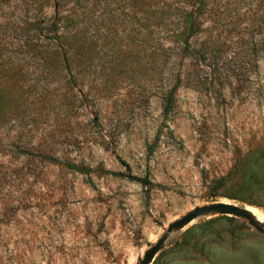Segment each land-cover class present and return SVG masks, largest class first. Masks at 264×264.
I'll list each match as a JSON object with an SVG mask.
<instances>
[{"label": "rangeland", "instance_id": "obj_1", "mask_svg": "<svg viewBox=\"0 0 264 264\" xmlns=\"http://www.w3.org/2000/svg\"><path fill=\"white\" fill-rule=\"evenodd\" d=\"M183 2L95 0L51 61L33 0H0V264H138L215 202L259 226L209 212L150 264H264V0H205L190 54Z\"/></svg>", "mask_w": 264, "mask_h": 264}, {"label": "trees", "instance_id": "obj_2", "mask_svg": "<svg viewBox=\"0 0 264 264\" xmlns=\"http://www.w3.org/2000/svg\"><path fill=\"white\" fill-rule=\"evenodd\" d=\"M95 0H33L37 6L38 15L34 16L33 29L37 35H50L45 38H39L40 43L36 44L37 53L40 58L50 59L51 61H60L68 53L74 52L77 55L79 47L81 26L83 18L88 15L91 18L94 12ZM183 6L179 11V29L177 30V39L182 44L181 52L190 54V39L201 29V14L205 5V0H184ZM45 7L55 8V14L40 15ZM93 19L89 25L93 24ZM77 56L74 57L76 60ZM175 88L173 87L165 98L164 114H167L173 104ZM69 167L75 168L83 173L88 172V168L75 164H69ZM132 179L140 181L142 184L149 183L147 177L129 176ZM229 180L228 175L217 179V185H224Z\"/></svg>", "mask_w": 264, "mask_h": 264}, {"label": "water", "instance_id": "obj_3", "mask_svg": "<svg viewBox=\"0 0 264 264\" xmlns=\"http://www.w3.org/2000/svg\"><path fill=\"white\" fill-rule=\"evenodd\" d=\"M209 212H218L221 214H235L237 216L246 218L254 226H259L256 217L248 209L236 204L227 202H215L207 205L196 206L177 220L173 221L169 225L166 234L160 237L156 242H154L149 248L145 250L143 257L139 260L138 264H150L156 253L167 241L172 231L182 229L193 219Z\"/></svg>", "mask_w": 264, "mask_h": 264}, {"label": "bare ground", "instance_id": "obj_4", "mask_svg": "<svg viewBox=\"0 0 264 264\" xmlns=\"http://www.w3.org/2000/svg\"><path fill=\"white\" fill-rule=\"evenodd\" d=\"M251 212V211H250Z\"/></svg>", "mask_w": 264, "mask_h": 264}]
</instances>
